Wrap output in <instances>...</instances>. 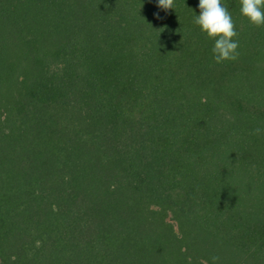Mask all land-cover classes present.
<instances>
[{
    "label": "trees",
    "instance_id": "trees-1",
    "mask_svg": "<svg viewBox=\"0 0 264 264\" xmlns=\"http://www.w3.org/2000/svg\"><path fill=\"white\" fill-rule=\"evenodd\" d=\"M198 3L0 0V264H264V26Z\"/></svg>",
    "mask_w": 264,
    "mask_h": 264
},
{
    "label": "clouds",
    "instance_id": "clouds-1",
    "mask_svg": "<svg viewBox=\"0 0 264 264\" xmlns=\"http://www.w3.org/2000/svg\"><path fill=\"white\" fill-rule=\"evenodd\" d=\"M239 4L241 16L251 25L258 28L264 26V0H239ZM157 7L167 12L175 8V0H157ZM198 8L199 14L194 16L193 23L208 39L214 41L211 49L214 62L220 64L237 60L240 53L236 23L223 0H199ZM155 15L160 18L158 12ZM160 30L162 32L164 28ZM262 131L258 127L253 134L260 135ZM218 260L219 257H212L213 264Z\"/></svg>",
    "mask_w": 264,
    "mask_h": 264
}]
</instances>
